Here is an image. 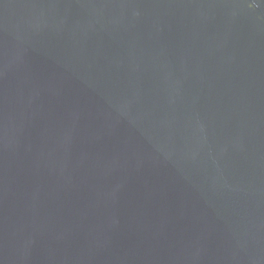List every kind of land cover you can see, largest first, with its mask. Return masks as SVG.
<instances>
[{
  "label": "water",
  "instance_id": "water-1",
  "mask_svg": "<svg viewBox=\"0 0 264 264\" xmlns=\"http://www.w3.org/2000/svg\"><path fill=\"white\" fill-rule=\"evenodd\" d=\"M0 264H264V0H0Z\"/></svg>",
  "mask_w": 264,
  "mask_h": 264
}]
</instances>
